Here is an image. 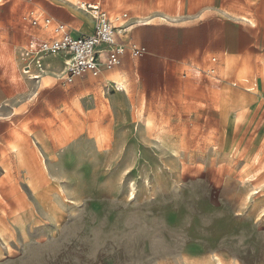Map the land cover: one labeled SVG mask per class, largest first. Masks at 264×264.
Returning <instances> with one entry per match:
<instances>
[{"label": "rangeland", "instance_id": "rangeland-1", "mask_svg": "<svg viewBox=\"0 0 264 264\" xmlns=\"http://www.w3.org/2000/svg\"><path fill=\"white\" fill-rule=\"evenodd\" d=\"M41 1L0 2V264H264V0H122L126 24L217 23L238 87L158 80L148 52L105 81L28 80L12 44Z\"/></svg>", "mask_w": 264, "mask_h": 264}, {"label": "built area", "instance_id": "built-area-1", "mask_svg": "<svg viewBox=\"0 0 264 264\" xmlns=\"http://www.w3.org/2000/svg\"><path fill=\"white\" fill-rule=\"evenodd\" d=\"M79 8L91 14L94 22L93 33L73 36L68 24L45 16L37 10L27 14L26 19L30 25L42 30L40 34H32L18 47L21 72L28 80L40 82L45 70L44 58L50 54L65 56V69L62 73L64 85L86 76L101 79L106 72L119 68L127 54L133 58H141L147 54L146 47L123 39L133 25L126 24L129 19L128 12L115 11L112 0L83 2L79 4ZM217 64L216 57L211 58L210 65L205 70L191 63L184 68V74L218 82L228 81L234 87L241 84L232 75L224 78L218 76ZM242 84L250 92L257 88L256 79L245 78Z\"/></svg>", "mask_w": 264, "mask_h": 264}, {"label": "crops", "instance_id": "crops-1", "mask_svg": "<svg viewBox=\"0 0 264 264\" xmlns=\"http://www.w3.org/2000/svg\"><path fill=\"white\" fill-rule=\"evenodd\" d=\"M94 1L95 0L79 1L77 5H79L81 2ZM41 2L43 7L40 11L45 16L52 17L57 21L68 24L73 36L93 33L94 22L91 16H83L82 19L79 20L67 8V6H70L67 0H42ZM112 6L117 12H128V10L124 8L122 0H112ZM127 25H133V23L129 22ZM150 25L149 23L143 24L142 26L133 25V27L128 29L127 34L123 36V39L147 48L148 54L150 53L152 55V59L156 62L155 68L151 69V72L157 74L158 80L161 78L166 80L168 73H172V75L176 77L179 74L183 79H187L190 75L188 74L185 76L184 74V68L186 66L194 63L202 70H205L209 67L212 57L217 58V73L218 76H222L219 72L220 62L218 60V56L216 55L221 52L220 49H218V43H220L222 40V33L218 29L217 23L207 22L204 24H194L188 26V28H182V30L169 32L164 30L163 26L161 25ZM205 25H207L205 29L200 31L198 30L200 26ZM27 30L28 32L26 39L20 40L18 43L13 41L12 48L15 53V59L17 60H19V58L16 47L18 48L19 46L23 45L32 34H40V32H42L41 29L32 27L30 24H28ZM132 31L134 32L132 33ZM211 53H213V55L209 56L208 63L205 66H202L200 62L204 63L205 57ZM133 59L134 58L130 54H127L124 56L121 66L114 71L119 72L120 70L126 71L130 69ZM191 59H197L200 61H189ZM44 68L47 74H58L60 72L63 73L65 69V56L60 54L47 55L44 58ZM108 73L109 72H106L104 77L98 80L105 81L107 79ZM141 73H143V71H141ZM224 82H227L230 86H232L228 81H221L219 83ZM10 129L8 128L6 132Z\"/></svg>", "mask_w": 264, "mask_h": 264}, {"label": "bare ground", "instance_id": "bare-ground-1", "mask_svg": "<svg viewBox=\"0 0 264 264\" xmlns=\"http://www.w3.org/2000/svg\"><path fill=\"white\" fill-rule=\"evenodd\" d=\"M78 3H79V2H78ZM78 3H77V4H78ZM81 3H82V2H81ZM75 5H76V4H75ZM78 8H79V7H78ZM79 9H80V8H79ZM80 10H82V9H80ZM82 11H83V10H82ZM84 12H85V11H84ZM86 13H88V12H86ZM89 14H90V13H89ZM90 15H91V14H90ZM91 17H92V16H91ZM44 72H45V70H44ZM115 84H117V86L119 87V88H118L119 90H122V89H123L122 83H120V82L117 81V82H115Z\"/></svg>", "mask_w": 264, "mask_h": 264}]
</instances>
